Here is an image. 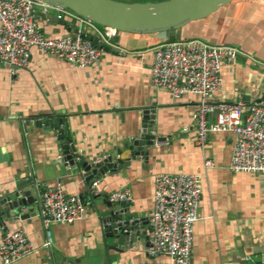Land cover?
Listing matches in <instances>:
<instances>
[{"label":"crops","instance_id":"1","mask_svg":"<svg viewBox=\"0 0 264 264\" xmlns=\"http://www.w3.org/2000/svg\"><path fill=\"white\" fill-rule=\"evenodd\" d=\"M43 10L37 7L35 16L44 36L70 35L80 27L89 36L94 34L91 24H80L71 12L50 6ZM167 38V33L117 32L87 68L42 56L36 49L31 50L26 68L11 72L0 63V156L4 158L0 159V198L16 191V184L22 185L19 193L31 191L27 214L3 216L0 240L5 232L22 231L35 249L12 264H172L166 257L145 253L156 173L200 178L190 264H264V177L229 170L233 149L229 134L209 133L204 148L196 145L192 116L197 96L173 100L167 91L152 88L148 72L152 49ZM186 39L239 50L234 62L222 64V87L214 100L247 105L264 96V0H232L183 27L180 40ZM145 110L151 117L148 134L163 141L154 142L147 157L138 156L123 170L99 176L96 194L91 195L78 170L65 167L59 136L71 140L83 160H102L139 138ZM47 118L61 120L59 129L35 126L36 120ZM208 121L214 122L215 116ZM66 145L72 155L70 144ZM206 159L213 166L206 168ZM56 185L66 195L80 196L87 210L71 224L52 223V244L47 248L40 194ZM122 188L130 191L132 202L110 203L108 195ZM119 205L120 211H126L120 213L140 222L131 238L121 239L101 227Z\"/></svg>","mask_w":264,"mask_h":264},{"label":"built area","instance_id":"2","mask_svg":"<svg viewBox=\"0 0 264 264\" xmlns=\"http://www.w3.org/2000/svg\"><path fill=\"white\" fill-rule=\"evenodd\" d=\"M37 7H42L45 12L49 6L38 0H0V63L11 72L28 66L32 49L77 68L90 67L103 52V47L93 44L92 38L105 46L117 34L107 27L95 29L99 26L76 15L80 24L92 25V36L81 27L70 35L44 36L36 21ZM56 10L68 12L62 8ZM57 17L61 18V14ZM238 55L237 48L212 46L197 39L164 42L152 49L148 69L150 83L154 89L167 91L173 100L186 94L197 96L192 116L196 126V145L204 148L209 133L229 134L233 137L229 170L264 177V102L244 105L214 100L222 87V64L234 62ZM210 115L215 116L212 123L208 121ZM204 166H213L212 161L206 159ZM152 182L153 204L146 221L145 253L151 258L166 257L172 264H190L193 228L199 219L200 178L188 173H156ZM95 186L96 181L88 188L91 195L96 194ZM107 200L120 204L133 199L130 191L122 188L109 194ZM39 204L45 236L43 246L47 248L52 244L49 228L52 223L71 224L80 220L87 210L80 196L66 195L59 185L45 187ZM133 222L135 225L140 223L129 220V224ZM116 224L107 218L102 220L101 227L117 233ZM34 251L22 231L5 232L0 240V263L12 264Z\"/></svg>","mask_w":264,"mask_h":264},{"label":"water","instance_id":"3","mask_svg":"<svg viewBox=\"0 0 264 264\" xmlns=\"http://www.w3.org/2000/svg\"><path fill=\"white\" fill-rule=\"evenodd\" d=\"M43 4L53 7L62 8L79 17L85 18L99 27L111 28L117 32L151 35L167 33V42L172 43L180 40V32L183 27L191 22L207 18L216 12L219 8L229 4L232 0H163L157 2L144 3H124L114 0H38ZM93 44H98L106 50L102 43H98L96 38H92ZM264 102L262 96L257 103ZM149 111L145 110L143 114V126L139 138L128 145L125 144L123 150H116L107 154L102 160L92 159L90 162L83 160L82 156L76 153L72 141L63 139L59 136L60 146L63 149L65 167H75L83 177L87 186L95 182L99 176L105 173H116L127 167L131 160L138 156L147 157L148 150L154 142H162L163 138H157L148 134L150 120ZM58 122L53 118L39 119L35 121V126H49L58 130ZM65 131V127H60ZM70 144L72 155H69L67 145ZM0 159H4L3 157ZM22 185L16 184V191L0 198V226L3 223V216L14 217L19 214H27L26 206L30 204L31 191L25 189L23 193L17 192ZM36 191V190H35ZM38 195V194H37ZM114 207L108 217L112 223H117V233L112 232L117 237L124 239L131 238L135 233L136 225L133 222L129 224V216L120 211L122 207ZM111 207V205H110Z\"/></svg>","mask_w":264,"mask_h":264}]
</instances>
